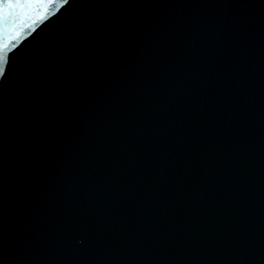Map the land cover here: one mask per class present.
Listing matches in <instances>:
<instances>
[{
	"label": "water",
	"instance_id": "95a60500",
	"mask_svg": "<svg viewBox=\"0 0 264 264\" xmlns=\"http://www.w3.org/2000/svg\"><path fill=\"white\" fill-rule=\"evenodd\" d=\"M3 15L0 264H264V0Z\"/></svg>",
	"mask_w": 264,
	"mask_h": 264
},
{
	"label": "snow or ice",
	"instance_id": "6c2138e0",
	"mask_svg": "<svg viewBox=\"0 0 264 264\" xmlns=\"http://www.w3.org/2000/svg\"><path fill=\"white\" fill-rule=\"evenodd\" d=\"M31 2V0H0V21L4 19V9L5 8H13L20 7L24 4ZM7 63L6 55L3 50H0V76L5 75V65Z\"/></svg>",
	"mask_w": 264,
	"mask_h": 264
}]
</instances>
